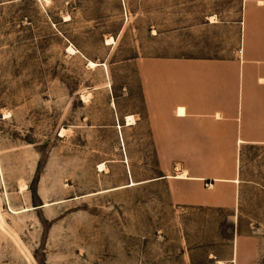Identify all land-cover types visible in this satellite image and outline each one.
<instances>
[{
    "label": "rangeland",
    "instance_id": "374dc122",
    "mask_svg": "<svg viewBox=\"0 0 264 264\" xmlns=\"http://www.w3.org/2000/svg\"><path fill=\"white\" fill-rule=\"evenodd\" d=\"M247 3L0 0V264H264V148L233 207L175 204L137 70L240 57Z\"/></svg>",
    "mask_w": 264,
    "mask_h": 264
},
{
    "label": "crops",
    "instance_id": "0c3cea01",
    "mask_svg": "<svg viewBox=\"0 0 264 264\" xmlns=\"http://www.w3.org/2000/svg\"><path fill=\"white\" fill-rule=\"evenodd\" d=\"M247 4L240 57L137 64L150 136L166 169L162 179L173 180L170 197L179 206L233 207L241 153L264 148V0ZM174 165L184 179L168 175Z\"/></svg>",
    "mask_w": 264,
    "mask_h": 264
},
{
    "label": "bare ground",
    "instance_id": "6f19581e",
    "mask_svg": "<svg viewBox=\"0 0 264 264\" xmlns=\"http://www.w3.org/2000/svg\"><path fill=\"white\" fill-rule=\"evenodd\" d=\"M71 51H73V50H71ZM94 65H95V63H93V62H90L89 63V66L90 67H94ZM125 121H126V126H133L134 124H135V120H134V118H133V116H126L125 117ZM99 169H100V171L103 169V165H101V166H99ZM180 172L181 171V168H180V166L179 165H177L176 166V168H175V172ZM185 172H180V173H176V176L175 177H177V178H181V179H184L185 178ZM170 177V176H169ZM138 184H141V183H138ZM137 185V183H135V182H132V183H129L126 187H133V186H136ZM122 188H125V187H122ZM118 189V188H117ZM117 189H115V190H117ZM218 264H222L221 262H219Z\"/></svg>",
    "mask_w": 264,
    "mask_h": 264
},
{
    "label": "built area",
    "instance_id": "2783aa9c",
    "mask_svg": "<svg viewBox=\"0 0 264 264\" xmlns=\"http://www.w3.org/2000/svg\"><path fill=\"white\" fill-rule=\"evenodd\" d=\"M207 187H208V185H207Z\"/></svg>",
    "mask_w": 264,
    "mask_h": 264
}]
</instances>
